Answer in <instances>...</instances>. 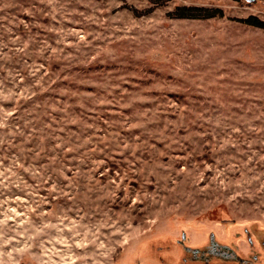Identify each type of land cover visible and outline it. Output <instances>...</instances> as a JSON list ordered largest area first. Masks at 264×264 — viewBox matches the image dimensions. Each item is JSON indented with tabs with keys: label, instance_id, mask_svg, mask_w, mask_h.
I'll return each mask as SVG.
<instances>
[{
	"label": "rangeland",
	"instance_id": "obj_1",
	"mask_svg": "<svg viewBox=\"0 0 264 264\" xmlns=\"http://www.w3.org/2000/svg\"><path fill=\"white\" fill-rule=\"evenodd\" d=\"M251 16L263 0H0V264H264Z\"/></svg>",
	"mask_w": 264,
	"mask_h": 264
},
{
	"label": "trees",
	"instance_id": "obj_2",
	"mask_svg": "<svg viewBox=\"0 0 264 264\" xmlns=\"http://www.w3.org/2000/svg\"><path fill=\"white\" fill-rule=\"evenodd\" d=\"M246 3H248V2H246ZM248 4H251V3H248ZM186 11H188V10L187 9L177 10L176 15H175V19H201V18L209 19V18L222 17L223 16L222 12L219 10L205 11L206 15H203V16L188 15V14H186ZM238 22L245 25V26H248V27H253V28L260 29V30H264V22L259 20L256 17H253V16L248 17L246 19L238 20Z\"/></svg>",
	"mask_w": 264,
	"mask_h": 264
},
{
	"label": "water",
	"instance_id": "obj_3",
	"mask_svg": "<svg viewBox=\"0 0 264 264\" xmlns=\"http://www.w3.org/2000/svg\"><path fill=\"white\" fill-rule=\"evenodd\" d=\"M245 1L248 3H252V2H255L256 0H245Z\"/></svg>",
	"mask_w": 264,
	"mask_h": 264
}]
</instances>
